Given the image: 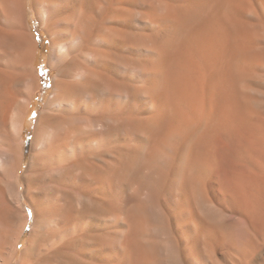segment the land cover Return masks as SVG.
Here are the masks:
<instances>
[{
	"label": "bare ground",
	"instance_id": "1",
	"mask_svg": "<svg viewBox=\"0 0 264 264\" xmlns=\"http://www.w3.org/2000/svg\"><path fill=\"white\" fill-rule=\"evenodd\" d=\"M33 19L54 75L28 146ZM16 261L264 264V0H0V264Z\"/></svg>",
	"mask_w": 264,
	"mask_h": 264
},
{
	"label": "rangeland",
	"instance_id": "2",
	"mask_svg": "<svg viewBox=\"0 0 264 264\" xmlns=\"http://www.w3.org/2000/svg\"><path fill=\"white\" fill-rule=\"evenodd\" d=\"M33 27V31L36 35L37 40L39 41V52L37 56V62H36V69L37 72L40 75L41 81L43 83V88L40 92H38L33 100V105L30 109V112L28 114L27 120H26V128L24 132V139L27 142L28 146L32 140L33 137V132H34V123L37 117L38 112L44 107L46 104L49 96H50V91H49V86L53 80V75L54 72H52L49 68V42L42 30L39 29L38 26V21L33 19L31 23ZM29 147H27V154H28ZM32 219V218H31ZM31 229V222L28 225L26 229V233L23 236V239L20 244L19 250H22L24 248L27 238H28V233ZM19 259V256L17 257ZM17 259V261H18ZM17 261L14 263L16 264Z\"/></svg>",
	"mask_w": 264,
	"mask_h": 264
}]
</instances>
